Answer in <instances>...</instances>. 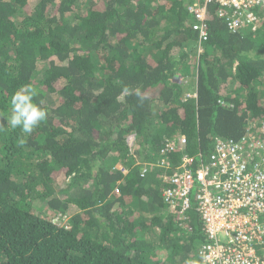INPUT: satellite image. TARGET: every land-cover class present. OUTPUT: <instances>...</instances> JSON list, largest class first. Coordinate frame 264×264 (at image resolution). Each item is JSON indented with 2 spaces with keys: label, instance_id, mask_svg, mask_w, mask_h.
<instances>
[{
  "label": "trees",
  "instance_id": "obj_1",
  "mask_svg": "<svg viewBox=\"0 0 264 264\" xmlns=\"http://www.w3.org/2000/svg\"><path fill=\"white\" fill-rule=\"evenodd\" d=\"M197 2L0 0V264H204L200 216L167 209L157 153L178 135L207 156L264 121V11L232 33L212 3L200 44ZM24 85L47 111L27 136L6 121ZM131 135L159 162L144 178Z\"/></svg>",
  "mask_w": 264,
  "mask_h": 264
},
{
  "label": "built area",
  "instance_id": "obj_2",
  "mask_svg": "<svg viewBox=\"0 0 264 264\" xmlns=\"http://www.w3.org/2000/svg\"><path fill=\"white\" fill-rule=\"evenodd\" d=\"M214 2L234 33L253 27L264 11V0L197 2L190 11L201 40L208 38V7ZM187 143L185 136L164 138L159 150L167 209L184 223L189 211L200 216L207 240L200 250L204 264H264V121L251 123L237 141H218L207 156L185 152ZM178 152L180 161L174 164L171 154Z\"/></svg>",
  "mask_w": 264,
  "mask_h": 264
},
{
  "label": "clouds",
  "instance_id": "obj_3",
  "mask_svg": "<svg viewBox=\"0 0 264 264\" xmlns=\"http://www.w3.org/2000/svg\"><path fill=\"white\" fill-rule=\"evenodd\" d=\"M194 5H192L190 7H193ZM190 7H189V11H190ZM190 13H191V11H190ZM226 25H227V23H226ZM261 25H262L261 24V18H259V20L257 22H255V25L253 27H248V29H251L252 31H256L259 27H261ZM195 32L197 33V37H198V40H199L200 44L203 41H206L208 39L207 38L206 40H201L200 36H199V33L197 31H195ZM230 32H232V31H230ZM232 33H234V32H232ZM201 51L202 50L200 49L199 52H201ZM188 95H190L191 97H195V96H192V95H194L192 93L188 94ZM35 96H36V92L34 91V89L30 85H24V86H21L17 91H15V93L11 97V101H10V103H11V113H10V115L8 117H6L7 125L10 126L11 129L19 128L21 133H22V136L31 135L33 130L42 121L46 120V118H47V111L44 108H42L40 106V104L34 102V97ZM177 137H180V136L177 135L176 138ZM131 139H132V145H130V143H129V140H131ZM19 143L23 145L24 143H26V140L21 138L19 140ZM127 145H128V147L130 149V153H129L130 159H132V161H134L133 162V166L139 165L141 167V173H142L143 170H145L147 168L149 169L150 165H153L152 169H154L156 167V165H158V163L161 160V158L159 156V152L157 153L159 162H157L156 164L154 162H144L143 163V162H140V159L135 158L136 157V152L137 153L140 152V149L137 148L138 146L140 148L144 147L145 151H146V148H148V151H149V146L145 147V146L141 145L138 142V140H137L135 135H131V136L128 137ZM135 149H137V150H135ZM117 168H119V170H120V168H127L128 171H129V167L126 166V165H124V166L121 165L119 167L117 166ZM147 172L148 171L145 172L143 178L146 176ZM120 173L122 174L121 170H120ZM56 221H60V220H56ZM66 221L68 222V219L64 218L62 222H65V224H66L67 223Z\"/></svg>",
  "mask_w": 264,
  "mask_h": 264
},
{
  "label": "rangeland",
  "instance_id": "obj_4",
  "mask_svg": "<svg viewBox=\"0 0 264 264\" xmlns=\"http://www.w3.org/2000/svg\"><path fill=\"white\" fill-rule=\"evenodd\" d=\"M44 64H41V65H39L38 66V70L39 71H41L43 68H44V66H43ZM42 75V74H41ZM178 79V81L179 82H182L183 84H185V86H187L188 84H189V80L188 81H186V80H183V78H180V77H178L177 78ZM191 80V79H190ZM193 82H194V80H193ZM189 94H191V93H189ZM139 145V144H138ZM138 149H140V153H142V152H144L145 151V148L144 147H142V148H140L139 146L137 147ZM135 150H137V149H135ZM135 158H138V159H140V154H138L137 152H136V157ZM60 180V179H59ZM61 181V183H62V179L60 180ZM67 222V221H66ZM60 224V223H59ZM60 225H65V222H61V224ZM69 227V226H68Z\"/></svg>",
  "mask_w": 264,
  "mask_h": 264
}]
</instances>
